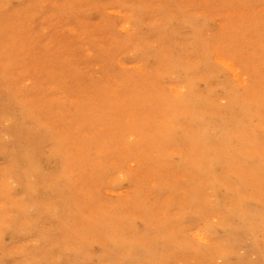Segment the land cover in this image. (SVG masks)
Segmentation results:
<instances>
[{"label":"bare ground","instance_id":"obj_1","mask_svg":"<svg viewBox=\"0 0 264 264\" xmlns=\"http://www.w3.org/2000/svg\"><path fill=\"white\" fill-rule=\"evenodd\" d=\"M44 2L25 45L35 24L0 0V264H235L264 232V22L245 36L191 0ZM214 46L250 64L246 87Z\"/></svg>","mask_w":264,"mask_h":264},{"label":"rangeland","instance_id":"obj_2","mask_svg":"<svg viewBox=\"0 0 264 264\" xmlns=\"http://www.w3.org/2000/svg\"><path fill=\"white\" fill-rule=\"evenodd\" d=\"M51 0H34L33 4L26 3L24 4L25 0H14V4L16 6V11L20 12L24 15V17H27L29 20V23H34L35 28L29 30V36L27 37L26 41H22L25 45H28L32 39H36L34 36L35 34H40L42 32L41 28L45 29V20L41 18V13L37 10L38 3L44 2L46 4V7L48 9L49 14H52L55 12V6H53L52 3H50ZM194 3L195 8H199L200 13L206 14L207 17H209L211 22V30L217 31V32H223L224 27L228 25H232L233 27L231 29L236 30L235 27L243 28V25H246V28H249V30L245 33V36L249 33L257 32L260 30L261 26L259 27V24L255 23L252 25V23L257 20L259 23V20L264 22V4H260V0H246L248 3L246 6L242 5L243 0H210L212 3V9L209 12L202 11V6L207 5L208 3L205 0H191ZM97 12L95 10H90L89 13V20L90 21H96L97 19ZM111 16L110 14H108ZM198 18L197 16H195ZM63 24L66 22L64 20ZM10 27L11 25L8 24ZM264 27V24L262 25ZM245 28V29H246ZM60 31H63L65 33H68L67 27H63ZM21 36L26 37V32H23ZM14 38V35L12 31L9 29H6L4 27H1L0 29V43H3V46L0 45V50H5L6 54L9 55V51L12 49L10 47V41ZM35 43H32L34 46ZM29 45L28 47L24 48L25 51H29V49H32L33 46ZM40 45V43H39ZM264 45V43H263ZM36 50V49H35ZM37 51V50H36ZM18 53L21 56H18L20 58H23L25 54H28V52L21 53L17 50H14L11 55H16ZM240 55L237 53H225V49L220 47L219 49L217 46H214V50L212 52V60L213 63L218 64L219 66L223 67V69L231 74L230 70H233L237 75L239 79V83L242 87H246L249 83V72L248 69L250 68V64L246 61V59H239ZM254 62V65L259 66V56H256L254 54L249 55ZM59 57V56H58ZM243 57V56H242ZM65 61L69 60V57H65ZM123 63L126 66H132L135 62L134 58L129 56H124L122 59ZM22 62V61H20ZM261 66V68H263ZM53 70H57V74L60 72L59 69H55L53 67ZM165 78V75H161V79ZM168 80L166 78L164 81ZM30 81L27 80L26 84H29ZM204 85L201 84V88H203ZM222 98V96H221ZM222 104L226 103V100L223 98L221 99ZM3 141L8 140L7 136H2ZM131 168L134 167L133 164L130 166ZM125 187L126 183L124 181L121 182V185ZM220 194H224L225 190L223 188L219 189ZM107 197L114 198L111 194H106ZM252 203V201H250ZM53 224L47 221L46 226H52ZM188 233L190 236H194L195 234V227H188ZM23 241L30 242L34 238L30 235H23L21 237ZM264 232L259 234L257 237L256 242L253 244L252 240L250 238L241 237L240 240L237 243V246L233 253L230 254V258L233 257L235 264H264ZM215 259L213 264H223L225 263V259L223 257L218 256V253H215L214 255ZM190 261H193L190 259ZM200 264H205L204 261H201ZM176 264H182V262H177Z\"/></svg>","mask_w":264,"mask_h":264}]
</instances>
